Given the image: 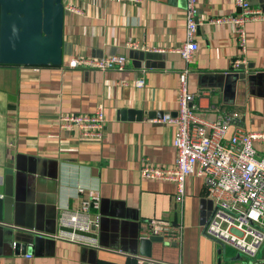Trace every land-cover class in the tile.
Wrapping results in <instances>:
<instances>
[{
  "label": "crops",
  "instance_id": "1",
  "mask_svg": "<svg viewBox=\"0 0 264 264\" xmlns=\"http://www.w3.org/2000/svg\"><path fill=\"white\" fill-rule=\"evenodd\" d=\"M249 1L264 11V0ZM63 3L69 12L64 40L71 49L64 62L112 54L128 61L125 69L106 71L0 63V195L11 168L20 219L35 225L18 229L41 235L56 233L60 209L78 208L81 198L94 191L99 203L91 207L92 234L99 246L62 239H14L12 244L7 231L14 228L15 238L16 225L0 221V264H137L143 229L152 219H167L181 229L177 239L151 245L148 258L156 264L264 263V244L251 259L207 234L214 204L202 177L190 175L184 200L177 202L174 182L140 175L145 160L175 164V126L160 119L176 114L183 70L208 118L214 119L219 108L236 113V124L248 130H264V18L246 23L247 64L234 69L239 48L233 24L207 19L239 13L235 0H196L199 48L190 62L175 51L187 40V0ZM242 73L247 76L238 77ZM99 105L106 113L101 141H82L76 129L60 128L63 113H94ZM255 146L264 156V143Z\"/></svg>",
  "mask_w": 264,
  "mask_h": 264
},
{
  "label": "built area",
  "instance_id": "2",
  "mask_svg": "<svg viewBox=\"0 0 264 264\" xmlns=\"http://www.w3.org/2000/svg\"><path fill=\"white\" fill-rule=\"evenodd\" d=\"M239 13L222 17H208L210 23H231L238 44V54L232 61L234 69L246 66V23L264 18V11L255 8L249 0H235ZM69 9L80 13L81 9ZM200 24L196 0H187V40L175 49L186 61H192L199 48L195 34ZM127 57L112 54L102 57L77 56L63 62V68L110 70L125 69ZM38 69L40 66H33ZM138 85L143 79L137 80ZM178 108L175 115L164 114L160 121L175 126L173 145L176 161L173 166H160L145 160L140 175L145 179L172 181L176 186L175 200L185 197L186 179L194 174L206 183L214 208L206 226L207 234L223 244L231 246L248 258H256L264 244V156H259L255 144L264 143V130L254 131L236 124L237 114L215 108L216 117L210 119L200 110L197 95L188 88V70L180 74ZM236 124L234 132L227 137L228 129ZM59 126L64 130L76 129L82 141H101L106 126V113L102 105L94 113H63ZM81 198L78 208L63 207L58 217L59 229L54 234L41 235L72 241L81 245L98 247L95 237L76 233H92L95 215L91 207H97L99 197L94 191ZM70 228L71 231L65 230ZM181 229L167 219H152L143 229L141 237L152 235L175 240ZM137 264H156L145 256H136ZM264 264V263H262Z\"/></svg>",
  "mask_w": 264,
  "mask_h": 264
},
{
  "label": "water",
  "instance_id": "3",
  "mask_svg": "<svg viewBox=\"0 0 264 264\" xmlns=\"http://www.w3.org/2000/svg\"><path fill=\"white\" fill-rule=\"evenodd\" d=\"M69 14L63 0H0V63L16 65H62L65 54H71L70 45L64 40V20ZM245 73L238 74L244 78ZM230 77V75L228 76ZM251 78V77H250ZM19 199L14 191L13 169L8 168L5 175V189L0 195V221L14 223L18 227L33 230L35 225L20 219ZM8 230L10 243H32L33 240L55 241L44 235L17 230ZM96 226L93 225L92 230ZM65 230L71 231L70 228ZM3 227L0 225V233ZM76 233L96 236L92 233ZM162 236L141 237L140 247L143 256H152L151 245L162 241Z\"/></svg>",
  "mask_w": 264,
  "mask_h": 264
}]
</instances>
